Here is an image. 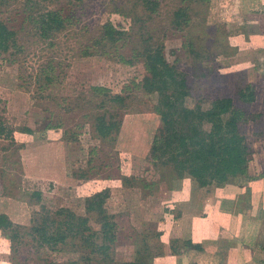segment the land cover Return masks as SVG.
Here are the masks:
<instances>
[{"label":"rangeland","instance_id":"1","mask_svg":"<svg viewBox=\"0 0 264 264\" xmlns=\"http://www.w3.org/2000/svg\"><path fill=\"white\" fill-rule=\"evenodd\" d=\"M153 1L155 10L143 0H0V21L15 33L0 57V121L12 131L0 135V264L152 263L160 228L178 215L171 191L199 185L167 164L149 51L178 74L167 96L185 81L187 109L234 100L248 115L247 159L264 157V0ZM180 9L188 17L177 26ZM48 11L68 22L43 39L34 20ZM108 24L125 33L114 44L104 40ZM249 85L257 101L248 106L238 93ZM104 190L115 243L87 209ZM45 209L53 231L69 218L59 210L76 218L57 245L39 240Z\"/></svg>","mask_w":264,"mask_h":264},{"label":"trees","instance_id":"2","mask_svg":"<svg viewBox=\"0 0 264 264\" xmlns=\"http://www.w3.org/2000/svg\"><path fill=\"white\" fill-rule=\"evenodd\" d=\"M149 10H155L159 3L153 0H143ZM177 20L175 25L181 26L182 20L188 17L187 10L180 9L175 14ZM41 31V37L48 39L54 32L62 30L68 22L57 12L48 11L43 13L39 18L34 20ZM125 33L118 30L114 25H105L104 40L109 43H116ZM15 45V33L3 22L0 21V57L7 54ZM147 64L151 66L155 82L152 88L160 92L163 98L161 110L162 124L161 129L162 141L164 140L167 147V164L172 166L174 174L184 179L186 175L195 180L199 187L205 188L216 183L222 186L230 182L231 179L244 176L248 172L250 149L247 138L241 132L243 119L247 113L236 107L235 101L227 98L217 101L212 108L204 111L201 107L198 109H187L184 105L188 92L185 90L186 85L183 80L181 86L176 87L174 95L167 96L164 91L168 90V84L172 81L175 83V77L178 76L174 67L166 60L161 50L149 51L143 57ZM155 85V86H154ZM148 86V83H147ZM96 92H104L106 89L96 88ZM239 101L244 105H252L257 101L255 88L251 85L238 93ZM204 124L212 125L208 133L201 130ZM7 125L0 121V135L11 133ZM159 143V142H158ZM157 154V144L153 147V152ZM240 156H238V155ZM238 156L243 158L239 164H235L231 170L228 165L233 158ZM174 176V175H173ZM172 176V177H173ZM110 197V190H104L95 194L88 200L87 209L90 213H96L101 219L104 230H107L105 241L115 243V226L107 223L109 215L106 212L105 204ZM68 213V221L61 223L55 231L52 226L57 223L50 211L45 209L42 214L44 221L40 225L39 240L45 245H57L64 241L67 231L73 227V221L76 220L74 214L68 210H59ZM71 216H70V215ZM67 230H62L63 226ZM14 236H18L17 234ZM15 243V242H13ZM194 249H200V245H192ZM105 251L109 246L104 245ZM125 264H143L141 262H127Z\"/></svg>","mask_w":264,"mask_h":264},{"label":"crops","instance_id":"3","mask_svg":"<svg viewBox=\"0 0 264 264\" xmlns=\"http://www.w3.org/2000/svg\"><path fill=\"white\" fill-rule=\"evenodd\" d=\"M173 198L178 215L160 228L150 264H264V157H250L247 174L225 185H183Z\"/></svg>","mask_w":264,"mask_h":264}]
</instances>
